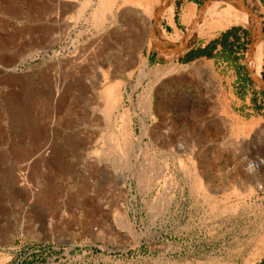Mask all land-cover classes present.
Returning <instances> with one entry per match:
<instances>
[{"label": "rangeland", "instance_id": "1", "mask_svg": "<svg viewBox=\"0 0 264 264\" xmlns=\"http://www.w3.org/2000/svg\"><path fill=\"white\" fill-rule=\"evenodd\" d=\"M110 1L0 0V264H259L264 167L247 159L264 158V95L259 110L231 111L225 90L200 86L202 60H180L188 49L169 66L148 59L143 14L158 20L169 1ZM235 1L263 28L254 2ZM196 27L181 29L190 45L254 29L200 40ZM208 99L221 119L203 114Z\"/></svg>", "mask_w": 264, "mask_h": 264}, {"label": "crops", "instance_id": "2", "mask_svg": "<svg viewBox=\"0 0 264 264\" xmlns=\"http://www.w3.org/2000/svg\"><path fill=\"white\" fill-rule=\"evenodd\" d=\"M256 2V7L260 9V15L262 18L263 28L261 27L262 36L260 35V37L263 39L264 43V0H256ZM190 3L196 4V19L198 22V5L201 3V0H183L184 8ZM143 15L145 17V24L152 23L150 39L154 43V48L148 51V59L154 60L161 65L169 66L170 58L173 55L178 56L188 49V45L179 47L178 49L176 47L177 44L184 45L190 43V41L185 42L184 37L181 42L178 43L173 42L172 40V38L180 39L179 36H172L175 35L177 31L184 28V23L179 17H176L175 12L172 20L167 16H163L158 20H152V22L151 20L150 22L148 21V16L146 14ZM248 32L251 37L250 43L254 42L251 30H248ZM223 40L224 38L222 34L220 37L209 40L206 43H194L185 54L181 55L180 60L189 63L196 60H202L199 65V73L201 77L200 86L207 91L213 89L225 90L227 95L231 96V100L227 103V107L230 108L231 111H239V103L240 105L242 104V108L245 110H259L260 106L256 103L255 94L262 93L264 95V57L260 74L259 76H255L252 67L249 66L248 63L246 64L247 56L242 48L244 46L243 36L237 34L235 37L230 34L226 41V46L222 45ZM199 50H203V52L199 53ZM247 51H249V49H247ZM168 77L169 74H164V82L162 84V89L164 90L170 88L173 83ZM182 81H184V77L179 78L176 82L180 83ZM193 82L194 81H192V83ZM241 88L247 91H252V93H249V95L253 96L251 103L248 102V98L246 99L247 102L242 100L244 99V96L240 93ZM157 100V112H155L160 118L161 115L165 114V103H163V97L161 99L160 93L157 96ZM235 101L236 104L234 105ZM204 107L203 114L205 113L207 120L221 119V112L224 110V105L218 100L215 102L213 99H208ZM259 264H264V256L259 261Z\"/></svg>", "mask_w": 264, "mask_h": 264}, {"label": "bare ground", "instance_id": "3", "mask_svg": "<svg viewBox=\"0 0 264 264\" xmlns=\"http://www.w3.org/2000/svg\"><path fill=\"white\" fill-rule=\"evenodd\" d=\"M106 1H107V3L111 2L110 0H106ZM129 1H131V0H129ZM147 1H149V0H147ZM167 1H169L170 3L165 8L164 13H165V16H167L169 19L172 20L173 19V10H174L173 0H167ZM251 3L256 4V0H251ZM104 4H105V2H104ZM104 4H103V6H104ZM243 6L244 5L241 2H237L235 0H209V2L206 3L205 6H203L201 9H199L201 14H200L198 22H197L196 4L190 3L183 9L182 21L185 24H191L193 26V28H195L197 26L196 27L197 35L199 36L200 40L204 36H208V38L218 36L223 30H225V29H227L233 25H236V24H243L245 26L248 25V26L254 27V29H255V27H257V23H258L257 18H254L253 15L251 16V14L248 11H246L242 8ZM212 9H217V10H215L213 13H211L206 18L207 12H209ZM147 10H148V8H147ZM254 20H255V23H254ZM258 26H259V24H258ZM182 35L183 34H182L181 30L177 31V33L175 35H173L172 37H178L179 36L180 39L172 38L173 42H176V43L181 42V40L183 39ZM198 36H196V37H198ZM186 45H188V49L190 48V46H192V45H190V43H188V44L186 43L184 45H181L180 47L186 46ZM262 54L264 55L263 39H261V37H259V39L254 44V47L251 50L250 55L248 56V58L251 60V65L254 69L255 76H258L256 71L258 69L259 63L261 62V61L259 62V60H260V57L262 56ZM176 67H177V64L172 66L169 69L167 68V70H165V71H161L160 75L161 76H162V74L166 75V74L174 71ZM103 78H105V77H103ZM101 80H103V79H101ZM104 80L106 81V79H104ZM112 84L113 83H111V85H108L107 87H104V89H103V91L105 90V97L107 99V101H106V99H105V101L107 102L106 106L108 108L113 107V104H115L117 97L119 99L118 95H120L118 92V90H120V89H117V85H114V84L112 85ZM116 105H117V102H116ZM105 109L107 110V108H105ZM116 109H118V108H116Z\"/></svg>", "mask_w": 264, "mask_h": 264}, {"label": "built area", "instance_id": "4", "mask_svg": "<svg viewBox=\"0 0 264 264\" xmlns=\"http://www.w3.org/2000/svg\"><path fill=\"white\" fill-rule=\"evenodd\" d=\"M245 35V34H244ZM249 39H245L243 38V43H244V46H243V51L245 53V50L248 48L249 46ZM259 95V93L257 94V96ZM263 97V98H262ZM258 99H263V109H262V112L264 113V96H260L258 97ZM247 167L250 169V170H258V169H261L262 167H264V158H258V159H255V160H252V159H247ZM260 189H262V185L260 186ZM111 262V259H102V260H93V262H89L90 264H96V263H103V264H108V262ZM114 263V262H112ZM21 264H26V263H21ZM46 264H56L54 263L53 261H49L47 262Z\"/></svg>", "mask_w": 264, "mask_h": 264}, {"label": "water", "instance_id": "5", "mask_svg": "<svg viewBox=\"0 0 264 264\" xmlns=\"http://www.w3.org/2000/svg\"><path fill=\"white\" fill-rule=\"evenodd\" d=\"M163 1H164V2H167V0H163ZM242 8L250 13L249 9L246 8L245 6H243ZM160 11H161V9H158V12H157V13L159 14ZM258 24H259V23H257V27H255V29L253 30V33H252V31H251L252 38H253V40H254V42H253L254 44L256 43V41L259 39V37H260V35H261V27H260V25L258 26Z\"/></svg>", "mask_w": 264, "mask_h": 264}, {"label": "trees", "instance_id": "6", "mask_svg": "<svg viewBox=\"0 0 264 264\" xmlns=\"http://www.w3.org/2000/svg\"><path fill=\"white\" fill-rule=\"evenodd\" d=\"M237 30L238 29H233L232 31H229V32H226L225 34H223V38H224V40L222 41V45L223 46H226V41L228 40V36L231 34V35H234L235 37H236V35H237ZM244 33L246 34V35H249V32H248V30H245L244 31ZM215 44H216V42H215ZM199 53H202L203 52V50H199L198 51Z\"/></svg>", "mask_w": 264, "mask_h": 264}]
</instances>
